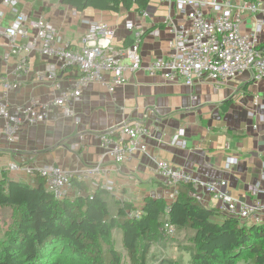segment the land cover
Segmentation results:
<instances>
[{
    "label": "crops",
    "instance_id": "crops-1",
    "mask_svg": "<svg viewBox=\"0 0 264 264\" xmlns=\"http://www.w3.org/2000/svg\"><path fill=\"white\" fill-rule=\"evenodd\" d=\"M244 1L232 0V3L239 5ZM17 2L15 7H5L0 0V10L6 16L4 25L10 23L16 13H24L33 19L43 16L59 30L64 42L77 48L90 24L104 23L115 31V45L124 48L134 39L135 31L126 28V23L132 22L136 28L141 27L148 33L160 31L158 38L146 35L142 41L143 68L170 53L172 35L164 27L169 11L161 0H150L143 12L134 6L130 9L121 7L116 13L95 9L79 12L64 5L62 0ZM262 5L264 7V1ZM171 9L176 15V7L173 5ZM261 18V15L243 14L241 28L250 31ZM260 42L264 45V31ZM5 52L6 44L2 42L0 98L6 77L15 84L10 93V111L32 99L50 101L53 90L33 75L44 69L47 59L40 54L32 55L28 63L29 74L15 77L12 73L15 60L5 62ZM79 76L74 67L62 72L59 76L62 88L73 89ZM124 77L126 83L115 87L113 93L96 83L82 90L80 101L73 105L80 121L78 125L74 119L64 117L61 109H56L45 123L22 126L15 143L10 144L0 137V165L11 161L20 165H54L79 170L102 162L116 183L113 197L131 204L135 210L143 208L147 199H164L168 205L175 201L174 188L157 173L154 161L157 159L187 171L198 180L227 181L229 192L242 203L254 206L264 203V81H255L246 72L227 83L216 84L204 79L189 87L180 81L172 83L161 76H150L144 69L136 73L125 72ZM110 78L109 74L104 75L105 83ZM124 121L143 122L154 137L147 140L148 155L136 154L118 165L103 158L97 136ZM3 124L0 120V129ZM180 130L185 133L184 148L170 145ZM80 133L84 134V140L79 143ZM75 144L78 147L72 150ZM230 156L238 158V163L227 169L226 161ZM5 174L11 179L27 182L21 175L7 171H3L1 177ZM196 197L207 208L219 211L218 204L203 191H197ZM261 223L264 224V213Z\"/></svg>",
    "mask_w": 264,
    "mask_h": 264
},
{
    "label": "built area",
    "instance_id": "built-area-1",
    "mask_svg": "<svg viewBox=\"0 0 264 264\" xmlns=\"http://www.w3.org/2000/svg\"><path fill=\"white\" fill-rule=\"evenodd\" d=\"M263 1L246 0L234 5L232 0H161L169 11L164 27L172 35L169 41L170 53L167 57L155 59L145 68L140 54L142 41L146 35L158 38L159 30L148 33L141 27L136 28L132 22H127L126 28L135 31L134 39L130 46L119 48L115 45L116 33L113 29L104 23H92L80 38L77 48H74L62 40L59 30L43 16L33 19L24 13H16L12 21L4 25L6 16L0 10V44H6L3 60L7 63L12 58L15 60L13 76L28 75L30 57L40 54L47 59V64L42 71L33 75L53 90L50 101L37 102L32 99L11 112L10 93L15 84L5 77L0 98V120L4 122L0 137L3 136L10 144L15 143L22 126L45 123L56 109H61L64 117L74 119L78 125L80 121L73 105L80 101L82 90L96 83L113 93L115 87L126 83L125 72L136 73L144 69L150 76H161L172 83L180 81L189 87L204 79L216 84L227 83L246 72L255 81H264V45L260 42L264 31ZM17 3V0H2L5 7H15ZM173 5L176 7V15L171 9ZM243 14L261 15L262 18L256 20L252 30L244 31L241 28ZM72 67L77 68L80 76L73 89H63L59 76ZM108 74L111 78L105 83L104 75ZM184 135L183 130L178 131L170 145L184 148ZM153 137L152 130L141 121H124L97 136L104 153L103 158L118 165L136 154L148 155L147 140ZM78 138L80 143L84 140V134L80 133ZM77 147L75 144L71 149L76 150ZM154 161L157 173L172 185L175 192L180 185L191 184L196 190L210 196L218 204L222 215L242 222L261 223L264 203L254 206L240 202L229 192L227 181L198 180L187 171L172 167L163 160ZM237 163L238 158L230 156L225 167L230 169ZM3 171L21 175L32 185L40 177L46 190L60 201L73 199L80 194L73 186L72 181L75 179L86 184L92 191L100 187L112 195L116 193V183L102 162L79 170L54 165L23 166L10 162L5 167L0 166V179ZM128 215L130 218H140L144 215L143 208L129 211ZM162 231L168 236H174L176 228L166 222Z\"/></svg>",
    "mask_w": 264,
    "mask_h": 264
},
{
    "label": "trees",
    "instance_id": "trees-1",
    "mask_svg": "<svg viewBox=\"0 0 264 264\" xmlns=\"http://www.w3.org/2000/svg\"><path fill=\"white\" fill-rule=\"evenodd\" d=\"M150 0H62L77 11L118 12L134 6L143 12ZM127 44V43H126ZM132 43H128L126 47ZM80 192L73 199L56 200L44 181L34 185L0 179V207H11L12 220L0 226V264H147L153 245L166 240L168 222L188 236L195 247L193 264H264V224L253 225L205 207L191 185L179 186L175 201L147 199L140 218H130L133 206L105 189L91 190L76 179ZM219 218L220 220H217ZM121 230L127 260L115 249L113 233ZM158 264H178L162 259Z\"/></svg>",
    "mask_w": 264,
    "mask_h": 264
},
{
    "label": "rangeland",
    "instance_id": "rangeland-1",
    "mask_svg": "<svg viewBox=\"0 0 264 264\" xmlns=\"http://www.w3.org/2000/svg\"><path fill=\"white\" fill-rule=\"evenodd\" d=\"M10 162H8V163H10ZM165 162H167V161H165ZM167 163L169 165H171L172 167H174L169 162H167ZM6 165H4V166L0 165V166L5 167ZM23 166H28V165H23ZM186 185H191V184H186ZM191 186L193 187V185H191ZM194 190H195L194 195L196 197V193L199 190H196L195 188H194ZM177 194H178V191L175 192V197H177ZM200 203H201V201H200ZM131 211H133V209ZM12 217H13V210L11 209V207H0V226H2V227L6 226L12 220ZM261 221H262V216H261ZM246 223L253 224V225L263 224V223L255 224V223H251V222H246ZM163 234H164L166 240H164V242H161L157 245H153V247L150 251V254L148 256V259H147V264H158V262H160L162 259H170V260L178 262V264H193L192 259H193V255L195 253V247L190 242L189 237H188V236H192V234H193L192 231L191 230L178 231L176 229L174 236H168L164 232H163ZM113 237H114L115 249L121 254V256L124 258V260H127V252H126L124 245H123V233H122V231L121 230H115L113 233ZM237 264H248V260H241Z\"/></svg>",
    "mask_w": 264,
    "mask_h": 264
}]
</instances>
